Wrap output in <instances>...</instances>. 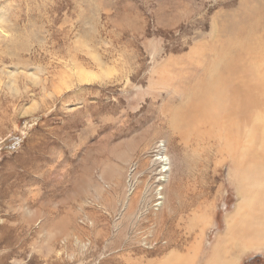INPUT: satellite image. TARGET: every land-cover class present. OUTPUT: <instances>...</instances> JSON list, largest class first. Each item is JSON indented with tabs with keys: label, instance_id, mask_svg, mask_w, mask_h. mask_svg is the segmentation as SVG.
Here are the masks:
<instances>
[{
	"label": "rangeland",
	"instance_id": "rangeland-1",
	"mask_svg": "<svg viewBox=\"0 0 264 264\" xmlns=\"http://www.w3.org/2000/svg\"><path fill=\"white\" fill-rule=\"evenodd\" d=\"M242 62L264 74V0H0V264L209 253L241 198L176 111Z\"/></svg>",
	"mask_w": 264,
	"mask_h": 264
},
{
	"label": "bare ground",
	"instance_id": "bare-ground-1",
	"mask_svg": "<svg viewBox=\"0 0 264 264\" xmlns=\"http://www.w3.org/2000/svg\"><path fill=\"white\" fill-rule=\"evenodd\" d=\"M245 55L240 56L246 58ZM246 59H249V55ZM244 64L242 62L241 72L236 73L234 68L227 76L217 74L220 81L222 79L221 85L214 87L208 84L206 92L202 93L199 86L197 91L194 86L196 93H191L187 102L192 104L184 105L176 111V118L185 121L180 117L181 113L187 125L192 126L190 131L197 134L194 138L197 145H202L200 150L203 154V166L213 160L217 164L229 162L230 178L241 198L235 212L226 218V231L216 238L209 253L203 252L200 245H193L196 248L194 254L185 257H189L193 264L202 261V256L206 259L201 264H235L239 253L250 249H264V74H258L257 78L251 74L245 76L250 66L246 69ZM207 70L206 73L209 72ZM217 77L212 80L216 81ZM240 77H244V81L240 82ZM200 83L201 80L198 84ZM194 94L201 95L193 99L191 96ZM207 95L210 98L204 105L203 100ZM259 115H263V119ZM165 161L164 171L167 170L168 159ZM203 241L201 238V246ZM183 261V255L173 253L157 264H183Z\"/></svg>",
	"mask_w": 264,
	"mask_h": 264
}]
</instances>
